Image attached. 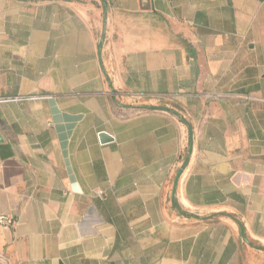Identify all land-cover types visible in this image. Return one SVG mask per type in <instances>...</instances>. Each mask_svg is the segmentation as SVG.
<instances>
[{
	"label": "crops",
	"instance_id": "1",
	"mask_svg": "<svg viewBox=\"0 0 264 264\" xmlns=\"http://www.w3.org/2000/svg\"><path fill=\"white\" fill-rule=\"evenodd\" d=\"M0 135L9 264H264V0H0Z\"/></svg>",
	"mask_w": 264,
	"mask_h": 264
},
{
	"label": "built area",
	"instance_id": "2",
	"mask_svg": "<svg viewBox=\"0 0 264 264\" xmlns=\"http://www.w3.org/2000/svg\"><path fill=\"white\" fill-rule=\"evenodd\" d=\"M26 97H20V98H17V99H25ZM29 98V97H27ZM98 195L101 196L102 195V192L99 191L98 192ZM16 223V220L13 218V217H10V216H6V215H0V227L4 228V229H9L11 227H13ZM0 261L3 263V264H9L8 261H4L3 260V256L0 254Z\"/></svg>",
	"mask_w": 264,
	"mask_h": 264
},
{
	"label": "water",
	"instance_id": "3",
	"mask_svg": "<svg viewBox=\"0 0 264 264\" xmlns=\"http://www.w3.org/2000/svg\"><path fill=\"white\" fill-rule=\"evenodd\" d=\"M100 139H101L102 143H106V142L111 141L112 140V137L109 134H107V133H101L100 134ZM1 140H2V137L0 135V141ZM179 177H180V175H178V177H177V179L175 181L174 191H176V189H177Z\"/></svg>",
	"mask_w": 264,
	"mask_h": 264
}]
</instances>
